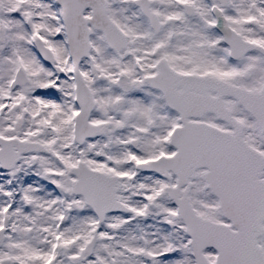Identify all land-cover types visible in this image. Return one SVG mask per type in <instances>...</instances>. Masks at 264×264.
I'll use <instances>...</instances> for the list:
<instances>
[{"label":"snow or ice","instance_id":"snow-or-ice-1","mask_svg":"<svg viewBox=\"0 0 264 264\" xmlns=\"http://www.w3.org/2000/svg\"><path fill=\"white\" fill-rule=\"evenodd\" d=\"M0 264H264V0H0Z\"/></svg>","mask_w":264,"mask_h":264}]
</instances>
